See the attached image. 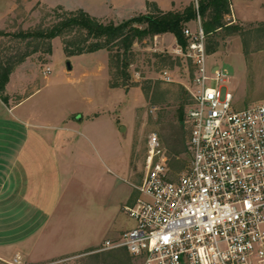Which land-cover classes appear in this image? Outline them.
<instances>
[{"label":"rangeland","instance_id":"1","mask_svg":"<svg viewBox=\"0 0 264 264\" xmlns=\"http://www.w3.org/2000/svg\"><path fill=\"white\" fill-rule=\"evenodd\" d=\"M199 1L0 0V31L12 34L50 25L56 20L55 10L58 8L68 11L83 9L105 23L118 24L147 14L152 10L151 5L168 8L165 11H180L190 4L199 5ZM231 5V13L225 16V22L238 25V28L231 32L220 29L207 35L208 64L212 70L221 67L228 70L229 82L224 90H230L234 94L235 107L243 109L264 102V0H231ZM188 26L195 29L196 20ZM168 37L155 36L135 43L127 79L111 74L106 49L68 56L63 38L56 37L51 55L37 52L26 58V70L19 79L24 88L19 95L35 92L25 107L61 116L74 113L78 118L83 114L99 117L88 130L99 134L108 153L115 152L124 161L129 155L132 176L124 175L122 181L128 195L130 189L133 190L131 183H138L145 174L150 134L156 133L160 137L174 170L185 166L189 159L187 152L180 155L171 152L180 144L182 120L186 127L189 125L187 113L192 99L187 88L192 82V63L173 52L176 38ZM20 48H25V42L12 36H0V58L5 59ZM47 68L51 71L45 74ZM165 70L170 73L172 81L164 80ZM28 76L32 78L26 79ZM114 81L126 85L113 87L111 83ZM5 113L0 106V115ZM126 178L130 183L125 181ZM123 206L109 229L100 235L102 241H98V245L95 243L93 252L61 257L63 259L44 256L27 264H94L89 256L91 253L111 250H99L105 240H118L124 231L134 227V219ZM130 257V264H142ZM0 264L7 263L0 260Z\"/></svg>","mask_w":264,"mask_h":264},{"label":"built area","instance_id":"2","mask_svg":"<svg viewBox=\"0 0 264 264\" xmlns=\"http://www.w3.org/2000/svg\"><path fill=\"white\" fill-rule=\"evenodd\" d=\"M196 24L173 48L192 63L189 159L174 170L149 135L145 174L123 206L135 225L99 250L123 247L142 264H264V102L235 107L228 70L209 67L199 14Z\"/></svg>","mask_w":264,"mask_h":264},{"label":"crops","instance_id":"3","mask_svg":"<svg viewBox=\"0 0 264 264\" xmlns=\"http://www.w3.org/2000/svg\"><path fill=\"white\" fill-rule=\"evenodd\" d=\"M165 36L175 38L157 37ZM24 65L10 76L8 101L0 97L6 111L0 115V260L7 264L63 259L94 248L119 209L135 197L122 183L124 175L132 176L129 155L124 161L108 153L99 134L88 130L99 117L25 107L35 92L19 95Z\"/></svg>","mask_w":264,"mask_h":264},{"label":"trees","instance_id":"4","mask_svg":"<svg viewBox=\"0 0 264 264\" xmlns=\"http://www.w3.org/2000/svg\"><path fill=\"white\" fill-rule=\"evenodd\" d=\"M147 14H140L121 23H105L83 9L55 10L56 20L47 26L40 25L33 29L21 30L16 33L0 31V36H12L13 39L25 42V48L18 49L14 54L0 58V97L7 102L6 85L14 69L26 58L37 52L51 55L53 40L62 37L64 49L68 56L92 53L102 49L109 52V68L112 75L123 79L129 78V67L134 55V45L147 38L171 33L183 47L187 40L184 29L188 23L197 19L198 14L203 20L205 33H215L220 29L229 32L238 28L225 22V16L231 13V0H201L198 10L190 4L180 11H164L157 6ZM113 87L126 85L114 81ZM180 144L172 148V154L180 155L188 151L190 129L182 120ZM179 167V165H178ZM96 248L83 253L93 252ZM105 253V254H104ZM94 264H130L131 257L126 248H116L108 251L95 252L89 255Z\"/></svg>","mask_w":264,"mask_h":264},{"label":"water","instance_id":"5","mask_svg":"<svg viewBox=\"0 0 264 264\" xmlns=\"http://www.w3.org/2000/svg\"><path fill=\"white\" fill-rule=\"evenodd\" d=\"M69 68H71V67L69 66Z\"/></svg>","mask_w":264,"mask_h":264}]
</instances>
